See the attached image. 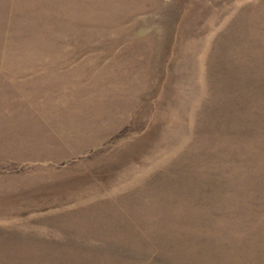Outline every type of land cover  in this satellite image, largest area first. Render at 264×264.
I'll list each match as a JSON object with an SVG mask.
<instances>
[{
	"label": "rangeland",
	"instance_id": "1",
	"mask_svg": "<svg viewBox=\"0 0 264 264\" xmlns=\"http://www.w3.org/2000/svg\"><path fill=\"white\" fill-rule=\"evenodd\" d=\"M0 264H264V0H0Z\"/></svg>",
	"mask_w": 264,
	"mask_h": 264
}]
</instances>
